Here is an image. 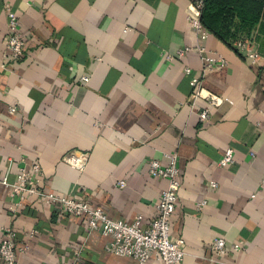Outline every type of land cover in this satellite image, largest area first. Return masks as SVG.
<instances>
[{
  "label": "crops",
  "instance_id": "0c3cea01",
  "mask_svg": "<svg viewBox=\"0 0 264 264\" xmlns=\"http://www.w3.org/2000/svg\"><path fill=\"white\" fill-rule=\"evenodd\" d=\"M188 5L0 0V173L9 171L13 181L24 155L41 163L46 190L75 193L117 221L142 214L146 225L167 186L149 173V161L167 164L175 151L181 187L171 237L185 241L181 264H264V31L257 25L250 35L222 39L206 28L201 43L228 64L202 75ZM7 7L25 39L19 59L7 49ZM244 39L257 43L255 64L237 47ZM193 76L224 99L207 121L200 119L206 102L191 101ZM229 147L234 162L218 165ZM71 153L82 167L64 160ZM119 180L127 186L120 188ZM15 202L0 184V242L3 228L12 227L17 242L29 245L20 264H59L76 248L82 264H138L110 253V237L89 230L85 217L36 198L14 211ZM216 237L227 243L222 256L212 251ZM239 242L244 249L235 251Z\"/></svg>",
  "mask_w": 264,
  "mask_h": 264
},
{
  "label": "built area",
  "instance_id": "2783aa9c",
  "mask_svg": "<svg viewBox=\"0 0 264 264\" xmlns=\"http://www.w3.org/2000/svg\"><path fill=\"white\" fill-rule=\"evenodd\" d=\"M205 5L206 0H189L186 9L187 20L200 42L196 50L203 62L202 75H206L217 66L224 67L228 64L221 54L213 55L204 43H201L208 35V31L203 24ZM6 13L9 27L8 53L12 58L19 59L24 54L25 39L18 30L19 18L16 12L11 7H7ZM237 47L245 53L253 64L261 58L254 47V43L247 39L238 41ZM188 50L189 48L179 50L178 55L181 57ZM167 58L172 59V56L168 54ZM2 66L5 67L6 65L2 64ZM191 72L190 67L185 68V73L190 74ZM84 80L88 81L89 77H84ZM191 84L194 87L191 95L192 104H197L199 100L206 102L200 112V119L207 121L211 109L222 105L224 99L218 93L206 89L203 86L201 76H193ZM9 110L13 113L15 108L11 107ZM167 157L169 159L167 164H163L157 159L149 161V173L153 177L165 179L167 186L155 205L156 215L146 225L143 224L142 214H137L131 221H117L111 219L104 208L93 205L87 199H81L75 193H57L46 190L43 186L41 163L39 161H29L24 155L18 165L15 179L13 181L9 179V171L5 174L0 173V184L8 187L10 195L15 198L16 202L12 208L14 211L18 207L26 205L28 199L36 198L44 204L58 207L62 213H66L72 218L85 217L89 230L99 229L103 235L110 237L106 249L112 254L132 257L138 264H181L185 257L183 249L185 241L182 237L177 239L171 237V225L177 210L181 187L180 168L177 152L168 153ZM64 160L74 166L82 167L84 165L83 159L76 157L73 153L65 156ZM234 160V150L229 147L225 150L218 165L227 166L233 163ZM212 185L217 186V183L213 182ZM118 186L125 188L127 183L125 180H119ZM261 186L264 187V179ZM255 196L256 194L252 195V197ZM205 203L204 200L198 206L200 207ZM33 233H36V231ZM17 241L16 231L12 227H4L0 242V259L5 264H20L19 254L29 249L28 244H19ZM232 248L235 251L243 250V242L235 243ZM212 251L216 256L227 253L228 247L225 238L216 237L212 242ZM152 259L154 262H151ZM82 263V249L76 248L69 260H61L59 264Z\"/></svg>",
  "mask_w": 264,
  "mask_h": 264
},
{
  "label": "trees",
  "instance_id": "16d2710c",
  "mask_svg": "<svg viewBox=\"0 0 264 264\" xmlns=\"http://www.w3.org/2000/svg\"><path fill=\"white\" fill-rule=\"evenodd\" d=\"M264 0H206L203 24L222 39L250 35L259 25L264 31Z\"/></svg>",
  "mask_w": 264,
  "mask_h": 264
},
{
  "label": "rangeland",
  "instance_id": "374dc122",
  "mask_svg": "<svg viewBox=\"0 0 264 264\" xmlns=\"http://www.w3.org/2000/svg\"><path fill=\"white\" fill-rule=\"evenodd\" d=\"M254 44H255V47L258 48V47H257V43H254Z\"/></svg>",
  "mask_w": 264,
  "mask_h": 264
}]
</instances>
